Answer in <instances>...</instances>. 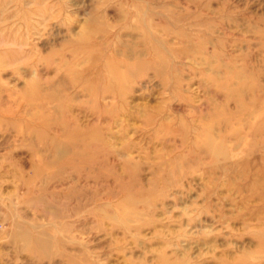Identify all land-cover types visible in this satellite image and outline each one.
<instances>
[{"label":"rangeland","instance_id":"374dc122","mask_svg":"<svg viewBox=\"0 0 264 264\" xmlns=\"http://www.w3.org/2000/svg\"><path fill=\"white\" fill-rule=\"evenodd\" d=\"M0 264H264V0H0Z\"/></svg>","mask_w":264,"mask_h":264}]
</instances>
